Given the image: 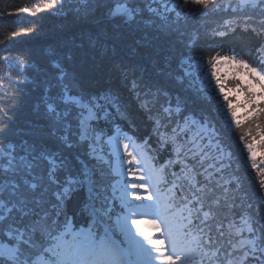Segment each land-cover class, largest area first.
Listing matches in <instances>:
<instances>
[{
  "label": "trees",
  "instance_id": "obj_1",
  "mask_svg": "<svg viewBox=\"0 0 264 264\" xmlns=\"http://www.w3.org/2000/svg\"><path fill=\"white\" fill-rule=\"evenodd\" d=\"M129 3L139 10L131 21L126 16H97L103 9L109 10L113 0H56L53 7H49L53 0H0V129H4L0 133V143L11 144L21 155L24 154L22 149L34 146L58 147L56 138L49 135L50 125L44 103L48 98L49 81L58 71L52 68L51 61L58 59L68 73L78 77L85 95L109 93L118 98L128 118H121L114 108H109V120L99 122L104 138L107 141L108 135L119 133L131 136L155 167H163L162 187L175 195L172 201L174 208L181 211L185 221L188 212L182 196L192 201L188 206L193 210V233H196L197 225L204 228L205 233H208L206 225L212 226V242L206 243L205 248L212 249L214 254L204 257L203 264L210 263L211 258L218 260L213 261L215 264H221L229 258L226 254L230 252L233 240L228 226L240 214L247 200L239 195L248 193L243 185V190L239 191L238 184L235 186L232 179L231 184H225V180L231 177V165H225L221 171L212 167L213 163L222 165L220 160L225 155V146H230V152L235 153L240 144L234 147L224 129L217 127L215 117L220 115L213 113L210 103L206 105L198 93L184 87L179 78L185 58L214 61L219 57H235L264 74V3L255 8L250 4L242 5L241 0H221L218 4L212 1L207 8L196 4L185 22H175L174 25L163 23L157 14L148 11L151 0H129ZM91 13H95L97 18L75 21L80 17L76 15ZM233 81L239 86L238 81ZM255 81L263 94L261 82L258 79ZM52 82L55 83L54 80ZM246 95L249 102L255 98L249 91ZM146 100L152 101L147 107L144 106ZM250 103L255 107L254 102ZM166 107L171 109L170 117H162ZM260 109H264V99L258 102L252 118L240 126L239 135L234 136L236 143L243 145L249 143L252 137L259 139L262 136L264 144V112ZM190 116L213 126L218 132L214 138L220 144L216 141L214 147L203 145L198 135L194 137L193 129L183 126ZM173 129L176 130L175 136ZM201 144L206 146L204 151L211 153L208 160H204ZM189 148L192 151H188ZM84 150L83 147L79 149L81 153ZM244 150L242 156L244 154L245 158ZM243 157L240 164L245 167ZM83 158L90 166H102L106 173H111L104 182L111 186L101 190V199L107 196L112 203L114 223L117 216L127 214L121 203L123 191L117 182L120 175L112 172L107 165ZM133 166L135 164H128L125 170L133 169ZM256 168L255 173L260 177L264 162ZM131 171L122 175L123 180L128 178L129 173V179L135 180ZM190 179L192 183H189ZM124 182L122 188L128 185V203L137 212L136 218L149 222L141 218V213L149 212L152 200L133 199L129 189L133 192L138 189L131 188L128 181ZM173 184L177 185L175 189ZM193 184L204 187L207 193L202 201L204 207L198 214L196 208L199 205L195 203ZM250 189L255 192V188ZM89 195L86 183L71 191L64 201V211L75 230L87 229L92 224L86 207ZM214 200H219V204L213 203ZM209 205L214 218L202 224L203 212L209 211ZM217 224L222 228L217 229ZM145 230L150 236L153 234L150 224ZM219 231L225 235L220 236ZM115 235L121 241L125 239L118 231ZM4 240L0 234V243Z\"/></svg>",
  "mask_w": 264,
  "mask_h": 264
},
{
  "label": "snow or ice",
  "instance_id": "obj_2",
  "mask_svg": "<svg viewBox=\"0 0 264 264\" xmlns=\"http://www.w3.org/2000/svg\"><path fill=\"white\" fill-rule=\"evenodd\" d=\"M189 2L207 8L212 0H183L184 4ZM55 3L56 0H53L49 7H53ZM260 3H264V0H241L242 5L250 4L253 8ZM108 11L110 16H126L128 20H134L139 14L137 8L130 6L129 0H113ZM216 62L218 63V60ZM208 63L211 64L213 71L206 77L208 82L206 84L202 82L203 88L211 87L212 77L219 82L215 70L216 63H213V60H209ZM239 63L241 68L250 70L264 87V74L258 73L243 61ZM51 66L58 71L52 77L55 83L49 81L48 98L44 103L50 125L49 135L56 138L58 147L49 149L34 146L22 149L24 154L21 155L11 144L0 143V234L5 238L4 242L0 243V264H178V262L198 264L197 258H200L199 264H203V258L207 255L205 244L212 242L210 236L212 226L206 225L208 233H205L204 228L197 225L196 233H193L191 227L193 210L188 206L192 201L187 196H182L186 201L184 208L188 212L185 218L187 222L177 227L169 215L175 207L172 202L175 195L167 201H161L159 189H156L158 202L154 203L151 211L163 222L164 239H153L141 227L144 221L136 218L137 212L128 203L127 184L121 196V203L127 209V214L117 216L115 222H112V203L107 196L101 199V190L111 186L104 183L111 173H106L102 166H90L83 157H87L88 161H98L101 165H107L115 174H120L125 163L140 165L141 161L129 151V143L125 142L128 138L121 139L119 134L108 135L106 141L111 148V156L118 161L117 167L113 169L111 158L105 160L100 154L104 152V148L100 146L105 143V134L99 127V122L102 119L109 120L111 113L108 109L114 108L116 114L123 119L128 117L121 109L117 97L109 93L85 95L78 77L68 73L58 59H53ZM207 71L205 67L204 72ZM53 89L56 91L53 92ZM249 91L254 97L255 92L251 85ZM225 99L227 100L226 96ZM151 102L144 101V106L147 107ZM228 108L231 110L232 119L235 120V110L231 101L228 102ZM259 111L264 112V109ZM171 115L170 108L163 109L162 117ZM236 125L239 126V121H236ZM172 131L175 136L176 130ZM3 132L4 129H0V133ZM192 143L195 146L194 140ZM82 147L85 149L83 153L79 151ZM121 147L123 154L129 158L127 161L121 155ZM247 148L252 167L256 168L254 147L248 144ZM188 151H192V148ZM138 154L143 156L142 152ZM193 155L196 153L193 152ZM126 171L130 172L131 169ZM159 171L162 172L163 167ZM155 173L154 168H149L147 177L142 175L139 179H152ZM260 177V186L264 188V169L260 170ZM86 183L89 185L90 193L89 204L86 207L92 224L87 229L75 230L71 219L64 211V201L71 191L83 187ZM189 183H192L191 179ZM130 186L133 189L147 191L146 184L143 183L132 182ZM192 186L195 189L193 193L195 203L199 205L196 208L198 214L204 207L202 201L207 193L204 187H197L195 184ZM176 187L177 185L173 184V189ZM130 195L135 200L152 199L151 195L144 197L136 192ZM213 203L219 204V200H214ZM196 218L199 219V216ZM213 218L214 213L209 205V211L203 212L201 223L204 224ZM150 223L158 231L161 229V223L156 220ZM245 226L249 232L255 233L249 221H245ZM216 227L220 229L222 225L217 224ZM229 228L236 229V236L243 231L234 224H230ZM117 231L125 237L119 243L115 239ZM219 235L224 236L225 233L219 231ZM165 239L169 241V247L165 246ZM238 243L248 247V251H242L239 259H236L234 254L227 253L226 255L231 258L222 261L221 264H247L249 255H255L258 250L264 253V227L261 228L260 236L254 235L252 239ZM258 245L261 246L258 248ZM218 253L219 250L216 252L217 256ZM173 256L176 259H173ZM256 264H264V261L257 256Z\"/></svg>",
  "mask_w": 264,
  "mask_h": 264
},
{
  "label": "rangeland",
  "instance_id": "obj_3",
  "mask_svg": "<svg viewBox=\"0 0 264 264\" xmlns=\"http://www.w3.org/2000/svg\"><path fill=\"white\" fill-rule=\"evenodd\" d=\"M213 2L221 3V0H212ZM196 4H192L189 2L188 4H184L183 0H151V4L148 6V11L157 14L156 16L163 22L168 23V25H174L175 22L183 23L185 22L186 18H189L192 13L191 10L193 7H195ZM162 13V14H160ZM107 15L108 17L112 18L113 16L109 15V11L107 9H103L100 11L97 16ZM80 16V17H78ZM95 16V13L87 14V16H82L81 14L76 15L75 21L85 20L89 19L94 20L97 18ZM128 20V19H127ZM131 21V20H128ZM218 60V63L216 62ZM209 61H200L198 59H183L182 60V72L188 73L187 75H183L179 78L181 82H183L184 87H189L192 90L195 91V93L199 94V97H201L204 100V103L207 105L210 103L212 112L218 113L220 116L215 117L216 123L218 122L217 127L224 129V131L228 134V137L230 138L232 144L237 145L240 144V147H237L238 149L234 152H230V146H225L224 149L225 155H223V158L220 160L222 162V165L213 163L216 170L221 171L222 168H224L225 165H231V177L230 179L225 180V184L229 185L233 181L235 186L238 188V190H243L242 185L245 186V190L248 194H241L239 196H242V199H247L245 204L242 206V210L240 211V214L237 215L236 219L231 223L236 225L239 228H242L243 231L239 236L235 235V228L230 229L228 226V231L230 232V235H232V241L230 242V252L234 254L236 259H239L242 251H248V247H244L242 243H238V241L246 242L253 238V236H260L261 235V228L264 227V188L260 186V177L257 176L255 173V170L257 168L252 167V161L249 159L250 153L248 152L247 145L252 144L254 147V151L256 153V164L257 166L261 167L264 162V144L261 141V137L259 139H255L252 137L250 139V142H246V144L243 143H236L234 140V136L236 137L239 135L237 132L240 128V126L252 118L254 113L257 111V105L258 102H260L264 97H262V93H260L261 87L256 83L255 79L256 76L250 72L248 69H243L240 67V60L235 58V61H233V58L230 57H219L216 60L213 61V63H216V75L219 77V82L217 83V80L215 77H212L211 79V87L210 88H203V83H207V76L211 75V72L213 71L211 64L208 63ZM207 67L208 71L204 72V68ZM242 77V79H240ZM238 81L239 86L233 81ZM249 85L252 86V89L255 92V98L252 100H255V107L252 106V103L249 102L248 96L246 95V92L249 91ZM221 88L223 91H221ZM250 92V91H249ZM252 93V92H251ZM264 94V93H263ZM225 96L227 97V100L225 99ZM231 101L232 107L235 110V120L232 119V113L231 110L228 108V102ZM222 106V107H221ZM211 112V113H212ZM213 118V117H212ZM218 119H221L220 121ZM212 120V119H211ZM236 121H239V126L237 127ZM214 122V119H213ZM229 125H231L229 127ZM183 126L185 128L190 127L192 130V134L194 137H197V135L200 137L201 143L207 146L214 147L216 146L215 136H218V132L214 129L213 126H209L208 124L201 123L198 119L190 116L189 118H186ZM121 139H126L125 142L129 143V150L133 152L134 155H136L137 160L141 161L140 165L133 166L134 168L131 171V175L135 177L145 176L148 175L149 168H154L156 170L155 175H153L152 179H144V180H130L128 174V178H124L123 180L122 175L126 173L125 167L128 165L127 163L124 164L123 170L120 171V175L118 177L117 182H119V189L121 191H124V188H122V185L125 183L124 181H128L130 184L132 182L135 183H143L146 184L147 191L145 189H138L134 192L137 194H145V195H151L152 199H154V203H157V191L156 189H159V196L161 201H167L168 198H170L172 195H170L167 190H164L162 187L164 177L163 173L159 171V169L155 168L153 163L150 161V158L146 154V152L134 143L129 137L124 136L123 134H120ZM105 139V138H104ZM243 139V138H242ZM218 144H220L217 141ZM200 145L202 150L204 147L203 145ZM263 144V145H262ZM138 146V147H136ZM101 148H104V152L100 153L103 155L105 160H108L111 158L112 160V168H116L118 161H116L114 156H111V148L107 145L106 139L105 143L100 146ZM227 147V148H226ZM245 148L244 151H246V157L244 158V154L242 156V151ZM99 152V149L97 150ZM138 152H142L143 156L139 155ZM202 152V151H201ZM198 153V152H197ZM200 153V151H199ZM204 160H208L211 156V153L208 151H204ZM245 153V152H244ZM202 154V153H201ZM121 155H123L124 160L127 161V158L123 154V148L121 147ZM235 155V156H234ZM243 157V163L245 164V167L240 164V161ZM236 166V168L234 167ZM239 166V168H237ZM241 171V172H240ZM208 172H211L208 171ZM244 178H243V176ZM232 179V181H231ZM241 186V188H240ZM250 187L255 188V192ZM118 189V190H119ZM130 192H133L132 189H129ZM234 191V189H233ZM238 193V191H237ZM257 201V202H256ZM181 213V211H180ZM170 219L174 222L175 226H179L180 224L186 223L185 220H183V214H179V212L176 213L175 208H173L170 211ZM149 218L156 220L158 223H161V229L158 231L156 228V233L154 236H152L153 239H164L162 236V232L164 230L163 222L158 219L155 215H153L152 211ZM249 221L251 226L255 229V233H251L247 230V227L245 226V221ZM143 221V220H142ZM150 222L144 221V223L141 224V227L145 229L146 226H148ZM151 224V223H150ZM133 232L135 231V228L133 227ZM139 238V237H138ZM142 239V238H141ZM233 245H236L234 248ZM165 246L169 247V241L165 239ZM261 245H258V248ZM250 247V246H249ZM212 249L205 248V252L207 255L205 257H211L212 254H214V251ZM260 257L262 261H264V253H261L259 250L255 253V255H249L247 264H256V257ZM231 258V257H229ZM228 258V259H229ZM173 259H176L175 256H173ZM199 259L197 258L198 264ZM212 261L208 264H215L214 262H218L217 259L211 258ZM214 261V262H213ZM179 264V262H178Z\"/></svg>",
  "mask_w": 264,
  "mask_h": 264
}]
</instances>
